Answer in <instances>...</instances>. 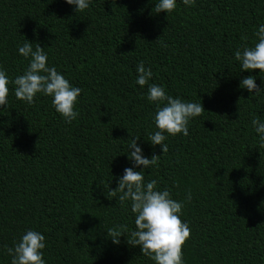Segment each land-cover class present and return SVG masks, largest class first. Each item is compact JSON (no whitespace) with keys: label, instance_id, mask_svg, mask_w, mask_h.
Listing matches in <instances>:
<instances>
[{"label":"trees","instance_id":"1","mask_svg":"<svg viewBox=\"0 0 264 264\" xmlns=\"http://www.w3.org/2000/svg\"><path fill=\"white\" fill-rule=\"evenodd\" d=\"M158 0H90L76 12L66 0H0V66L22 75L30 57L18 49L39 43L74 87L82 89L66 122L52 97L34 104L15 97L0 106V264L29 229L45 236L46 264H155L128 242L136 230L131 201L112 189L126 167L131 139L143 155H160L143 169L184 202L191 229L185 264H264V142L253 118L264 122V72L241 70L235 52L258 42L264 0H176L155 13ZM247 37V39H243ZM151 68L149 84L205 111L189 120V134L165 133L168 151L152 145L159 129L148 85L137 66ZM252 75L261 91L240 86ZM163 106V103L161 104ZM191 190L192 199L186 201ZM127 225L120 243L107 230Z\"/></svg>","mask_w":264,"mask_h":264},{"label":"clouds","instance_id":"2","mask_svg":"<svg viewBox=\"0 0 264 264\" xmlns=\"http://www.w3.org/2000/svg\"><path fill=\"white\" fill-rule=\"evenodd\" d=\"M182 2L188 6L193 5L195 0ZM66 3L74 5L75 11L80 12L89 7L90 0H66ZM175 8L176 0H158L154 4L155 13L163 11L168 14ZM255 36L258 42L252 47L245 45L242 50H237L235 59L240 61L241 70L259 69L264 72V25L259 27ZM243 39L246 40L247 37ZM18 51L25 58L30 57V63L22 75L11 81L0 66V106L8 104V85L12 83L18 100L31 105L35 103L36 94L43 93L53 98V107L66 122L75 120L79 115L75 106L82 89L74 87L55 66H48L47 53L39 43L33 50L32 43L26 40ZM152 75L151 68H146L143 62L137 66V84L141 87L148 85L147 99L157 104L154 120L159 130L149 134V141L152 145H161L162 153H166L168 145L164 143L167 138L165 133L172 136L182 133L187 136L189 120L201 116L205 108L202 103L173 98L162 86L149 84ZM240 86L250 93L258 94L261 91L252 75L244 77ZM252 124L264 142V122L253 118ZM139 138L136 136L131 139L128 156L134 161L135 167L142 165L143 169H149L157 164L160 155L153 154L151 158L144 156L143 149L137 143ZM143 169L136 171L134 167H126L124 174L118 179V187L112 189V195L119 193L118 199L122 206L126 201H131V211L135 214L136 230L131 232L132 239H128V242L133 246L139 245L141 253L155 264H185L183 246L190 238L191 229L181 219L184 202L173 199L167 188L159 190L157 180L145 182ZM185 199L191 201V190L187 192ZM127 231V225L121 224L108 229L107 235L112 238L113 243L119 244L121 235H126ZM45 246V236L29 229L13 247H6V251L12 257L11 264H46L42 251Z\"/></svg>","mask_w":264,"mask_h":264}]
</instances>
